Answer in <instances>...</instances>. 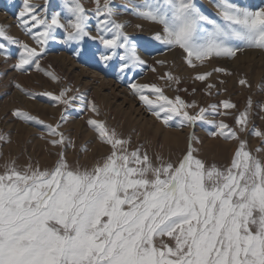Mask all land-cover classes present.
<instances>
[{
	"label": "snow or ice",
	"instance_id": "6c2138e0",
	"mask_svg": "<svg viewBox=\"0 0 264 264\" xmlns=\"http://www.w3.org/2000/svg\"><path fill=\"white\" fill-rule=\"evenodd\" d=\"M211 13L200 0H9L17 26L31 43L0 25V61L19 73L42 72L51 80L61 77L41 66L50 44L69 47L76 56L89 54L105 68L129 79V92L164 129H190L186 150L177 161L149 154L143 144L132 148L101 115L97 103L79 88L36 93L15 86L35 100L39 95L62 106L60 120L46 123L23 108L12 117L43 126L40 134L54 150L50 167L31 157L15 160L0 170V264H264V147L252 149L241 134L264 143V130L250 126L254 108L264 113V102L247 98L243 110L231 99L200 106L177 94L170 97L157 83H138L135 73L157 66L141 52L178 50L195 74L194 82L213 95V73L231 76L226 67L198 71L213 59H234L246 49L264 51V7L238 0H211ZM134 35L127 29L130 20ZM131 74V75H129ZM168 86L181 79L168 71L158 77ZM221 85L225 84L220 80ZM239 85L251 88L241 77ZM260 87V85H257ZM188 93L187 88H176ZM217 89L215 94L220 95ZM197 88L191 89L195 94ZM91 113L87 124L108 151L90 165L70 162L66 152L75 142L61 130L69 108ZM238 112V114H234ZM209 116L213 117L209 119ZM215 117H222L216 119ZM234 117L235 127L226 122ZM264 119V116L260 117ZM211 126L210 137L236 142L223 166L199 158L197 124ZM0 142H8L0 133ZM81 151H87L86 148Z\"/></svg>",
	"mask_w": 264,
	"mask_h": 264
},
{
	"label": "rangeland",
	"instance_id": "374dc122",
	"mask_svg": "<svg viewBox=\"0 0 264 264\" xmlns=\"http://www.w3.org/2000/svg\"><path fill=\"white\" fill-rule=\"evenodd\" d=\"M20 0H15L18 5ZM42 3V0H34ZM56 2V0H54ZM116 4H123L126 0H114ZM247 6L264 7V0H238ZM86 6H92V0H84ZM200 3L208 12L214 11L211 0H200ZM9 0H0V25L8 26L11 34L18 36L31 43L29 37L17 26L15 12L18 8L8 7ZM121 19L130 20L129 32L134 35L147 36L146 25L144 33H135L132 25L135 18L122 16ZM146 59L152 63L155 59L165 60L163 66H157V72H152L150 68L138 69L135 73L138 83H157L164 88L165 94L174 97L181 95L185 100L191 102L195 100L198 105L206 107L208 104L218 103L222 99H231L239 110H243L247 98L252 96L254 100L264 102V51L256 49H246L238 53L234 59H213L211 63H206L198 71H211L213 67H226L231 71V76L213 73L208 82L216 84L213 95L205 93V85L201 82H194L192 76L195 74L184 63L181 53L178 50L165 51L163 48L157 51L145 53L141 52ZM12 61L4 64L0 61V133L5 134L8 142H0V170L7 162L15 160L18 165H23L31 157L32 161L39 162L40 166L50 167L56 159L54 150L51 149L45 140L40 139L41 133H46L43 126L25 124L12 117L11 111L16 107L29 111L32 115H38L46 123L55 124L60 120L61 113L64 111L62 106H54L55 102L49 97L39 95L35 100L26 96L15 85L20 84L24 88L36 93L46 91L57 92L61 87L71 86L79 88L85 93L88 99L94 100L100 108L101 115L93 117L106 120L110 127L116 128L124 137H132V148L138 144H143L150 155L159 153L165 160L177 162L186 150V135L190 129L172 128L164 129L159 122L149 115L144 106L133 97L128 88L129 79L125 77L121 80L114 68H105L102 64L94 60L89 54L76 56L69 47L50 44L47 55L41 60V66L50 71H55L62 79L60 82L51 80L42 72L35 70L30 73L16 72L12 67ZM171 71L181 79L180 85L168 86L166 81L158 77L165 72ZM131 75V74H129ZM246 77L251 88L239 85L238 80ZM220 80L225 84L221 85ZM260 85V87H257ZM187 88L189 91L177 93L176 88ZM197 88L195 94H191V89ZM217 89H227L216 95ZM238 114V112H234ZM91 113L80 111L77 108L67 109L66 120L61 125V130L75 142V148H68L67 159L70 162L79 161L81 164L90 165L95 159L108 151L106 146L100 144L93 129L88 126L87 119ZM264 113L254 108L250 126L264 130V119L260 117ZM213 117L209 116V119ZM222 119V117H215ZM226 122L235 127L234 117L226 118ZM214 130L211 126L197 124L195 133L201 139L200 144L194 147L199 149V158L211 163L215 162L220 166L226 165L230 161L231 154L237 146L234 141H225L222 138L210 137L208 132ZM246 139L249 147H264L259 138L249 133L241 134ZM86 148L87 151H81Z\"/></svg>",
	"mask_w": 264,
	"mask_h": 264
}]
</instances>
